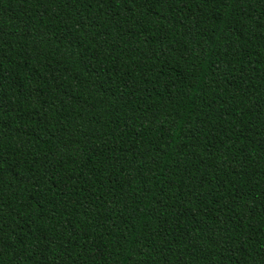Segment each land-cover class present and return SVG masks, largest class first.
<instances>
[{
	"label": "trees",
	"instance_id": "16d2710c",
	"mask_svg": "<svg viewBox=\"0 0 264 264\" xmlns=\"http://www.w3.org/2000/svg\"><path fill=\"white\" fill-rule=\"evenodd\" d=\"M0 264H264V0H0Z\"/></svg>",
	"mask_w": 264,
	"mask_h": 264
}]
</instances>
